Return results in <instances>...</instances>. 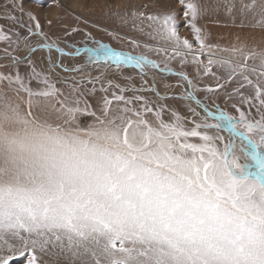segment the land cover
Masks as SVG:
<instances>
[{
  "label": "snow or ice",
  "instance_id": "6c2138e0",
  "mask_svg": "<svg viewBox=\"0 0 264 264\" xmlns=\"http://www.w3.org/2000/svg\"><path fill=\"white\" fill-rule=\"evenodd\" d=\"M82 6L106 8L103 18L121 25L138 21L133 30L155 42L144 46L163 54L164 66L104 44L67 52L65 38L80 29L53 38L25 12L24 0H11V11L5 5L0 264H264V0H240L238 26L260 33L244 41L237 35L230 47L207 43L210 33L197 22L222 7L231 14L234 0H153L141 8L157 11L130 16L120 4ZM181 19L195 45L181 39ZM38 52L47 54L39 58L46 71L37 70ZM81 52L87 54L82 65L64 64ZM172 60L180 71L168 66ZM101 62L135 68L139 86L132 77H122L128 83L121 86L106 72L84 71ZM189 65L192 75L184 70ZM145 69L176 82H164L162 94ZM209 76L213 83L205 82ZM32 81L41 87L32 88ZM110 89L118 91L109 95ZM85 96L96 99L98 112ZM81 116L92 120L81 125Z\"/></svg>",
  "mask_w": 264,
  "mask_h": 264
},
{
  "label": "rangeland",
  "instance_id": "374dc122",
  "mask_svg": "<svg viewBox=\"0 0 264 264\" xmlns=\"http://www.w3.org/2000/svg\"><path fill=\"white\" fill-rule=\"evenodd\" d=\"M52 1H55V3H51ZM61 5L60 7H57L56 0H39V6H37L36 3L33 2V0H24V9L25 12H32L37 19L39 20L40 24L43 27V30L55 38L56 35L61 34L65 30H70L71 28H78L80 29L79 32L73 34L72 37H67L66 43L67 47H65V51L72 52L76 48H83L85 46L92 48L95 47L97 44H104L109 46L115 51L119 52H126L131 55H144L147 56L149 59H153L160 63L161 67L164 66V60L165 57L163 54L157 55L154 51L150 50L149 48H146L144 46L145 43L149 45H153L155 42L152 40H149L144 35H141L140 33L133 30V24L139 23L138 21L134 22L132 20H129L127 25H121L115 18L112 19H104L103 17L106 15L107 9L106 8H99L97 7L95 10H90L88 8H84L82 5L87 2L88 4H96V5H107V4H120L123 6H126V10L131 15L132 11H139L142 10L146 13H152L157 11L156 9L152 7L147 8H141L142 5H151L153 0H60L58 1ZM232 2V0H230ZM237 7H239L240 0H234ZM246 2H249V0H246ZM5 5L8 6V10L11 11V2L8 0H5L1 3V9L0 10V26H3L5 31H7L9 25V22L5 20L4 18V10ZM115 9H113L114 11ZM125 8H121L120 11H124ZM14 15H16L18 18L20 17L19 12H14ZM51 20L52 24L49 25L46 23V21ZM23 21L27 23V17H23ZM85 21H88L85 23ZM197 25H199V21L197 22ZM199 27V26H198ZM202 29V28H201ZM14 31L20 32L22 35L26 34L24 32V29L16 28L13 26ZM147 30V29H146ZM216 30V29H215ZM241 30V29H240ZM233 30L230 31V29L223 30L224 33L228 36L233 34L234 37L239 35L241 37V40L244 41V38L249 35L250 33L253 35H258L255 31L252 32H246L245 30ZM247 30V29H246ZM217 31V30H216ZM90 33L92 39H87L84 35V33ZM222 32V30L220 31ZM114 33V34H110ZM218 33V32H217ZM179 35L181 39H188L190 42H192L195 45V41L193 39L191 31L184 26L183 19L179 21ZM229 38V37H228ZM140 41V46H136L132 41ZM245 42H251V41H245ZM36 43L35 38H33V44ZM250 45V43H248ZM65 46V42L61 41V47ZM5 45L3 43H0V55H4L3 48ZM198 50V46L194 47V51ZM40 53V52H39ZM22 57L26 54L25 51H18L15 53ZM22 54V55H20ZM47 54L41 53L39 57H33V59L37 60V70L46 71L47 65L46 63H40L39 58L43 57ZM216 55H227L226 53H216ZM53 58L55 57V53L52 54ZM190 59V58H189ZM202 59H205L202 57ZM87 60V54L84 53L81 56L78 57H65L64 58V64H66L68 67H72L75 65H82L84 61ZM206 62V59H205ZM0 64H6L3 61H0ZM103 62H101L100 65L96 63H90L87 68L84 69L85 72H90L92 75H98L99 72L103 71L106 72L109 79L114 80L117 84L121 86L127 85L128 81L124 80L122 77H132V82L139 86L140 83V76L139 74L134 71L133 69L124 67L120 70H116L113 66L111 69L107 68L106 66H102ZM168 66L172 68L174 71H180L181 67L179 63L175 60H172L168 63ZM21 71L23 72L24 66L21 65ZM8 69L0 68V72L7 71ZM186 72H188L190 75L194 74L195 67L192 65L187 66V68L184 69ZM149 73L148 77H155L158 84L161 85L163 92L165 91L163 88V83H175L176 78L175 77H166L162 80V74L159 73L156 70L152 69H145ZM213 72H216L218 75H221L222 73L215 67L212 69ZM62 75V73H61ZM67 73H63V76H67ZM55 78V77H54ZM205 82L213 83L212 77H205ZM149 84L151 83L149 79ZM31 87L34 89H38L41 87V85H38L35 81L31 82ZM57 88H63V85L57 83ZM92 85H84V88H91ZM97 88L100 87V85H96ZM65 93H67V89L63 88ZM84 90L83 88L81 89ZM111 91H118V89H110L109 95H111ZM177 93L180 91V89H175ZM163 92H161L163 94ZM103 93L97 92L96 96H102ZM125 95L131 96V92H126ZM198 97L203 99V93H198ZM86 100H88L89 104L92 105V109L96 110L98 112V106L96 104V99L92 96H85ZM169 105H177L179 102L168 100L166 101ZM220 104V107L227 111L231 115H236L234 109L231 107H225L222 101H218ZM82 106V105H81ZM199 111V109H198ZM253 114H255V109L252 110ZM181 112L183 114H186L185 110L181 108ZM99 114V113H98ZM201 115L203 113L201 112ZM168 117L165 116V119ZM92 117L90 116H81L79 117V121L81 125H86L87 123L91 122ZM210 123H214V121H209ZM62 264H66V262H62Z\"/></svg>",
  "mask_w": 264,
  "mask_h": 264
},
{
  "label": "crops",
  "instance_id": "0c3cea01",
  "mask_svg": "<svg viewBox=\"0 0 264 264\" xmlns=\"http://www.w3.org/2000/svg\"><path fill=\"white\" fill-rule=\"evenodd\" d=\"M4 1L5 0H0V10H2L1 9L2 8L1 7V3L4 2ZM8 1L11 2V0H8ZM51 3L53 4V3H55V1H52ZM238 8L239 7H237V10H235L231 14H229L222 7L221 10L218 13L214 14L213 16H211V17L204 16V17H202V18H200L198 20L199 21V25H197V26L202 28V31H207L208 33H210V39L207 41V43L219 44L221 46L230 47L232 45V43L234 42L235 37L233 36V34H231L230 36H228L229 38L227 39L225 37V33L223 31V30H227V29H230V31L240 30V29L243 30V31L245 30L246 32L255 31L259 35V33H260L259 29H252L251 27H248V26H245V27H239L238 26V25H240L241 19H242L241 15H240V13L238 11ZM213 21H217V22L214 23ZM247 23H248V21L245 20V24L246 25H247ZM221 30H222V32H220ZM241 41H243V40H241ZM250 44H251V42H250Z\"/></svg>",
  "mask_w": 264,
  "mask_h": 264
},
{
  "label": "bare ground",
  "instance_id": "6f19581e",
  "mask_svg": "<svg viewBox=\"0 0 264 264\" xmlns=\"http://www.w3.org/2000/svg\"><path fill=\"white\" fill-rule=\"evenodd\" d=\"M58 1H60V0H58ZM233 33H234V31H233ZM220 34H221V33H220ZM228 34H229V33H228ZM228 34H227V35H228ZM227 35L225 34V37L228 39ZM217 40H218V39H217ZM222 40H223V39H222ZM219 41H220V40H219ZM230 41H231V40H230ZM222 42H223V41H222ZM229 43H230V42H229ZM246 43H250V42H246ZM20 55H22V54H20ZM40 55H41V53L38 52V53L35 54V57L37 58V57H39ZM22 56H23V55H22ZM62 75H63V73H62ZM150 81H151V80H150ZM156 83H157V81H156ZM157 86L159 87L160 91L163 92V89H162L161 85L157 83Z\"/></svg>",
  "mask_w": 264,
  "mask_h": 264
},
{
  "label": "water",
  "instance_id": "95a60500",
  "mask_svg": "<svg viewBox=\"0 0 264 264\" xmlns=\"http://www.w3.org/2000/svg\"><path fill=\"white\" fill-rule=\"evenodd\" d=\"M84 53L83 52H81V54H80V56L81 55H83ZM0 57H3V55H0ZM0 61H3V62H5L6 64H8L9 63V61H7V60H4V59H0ZM127 68H130V69H133L134 71H136L137 73H138V71L135 69V68H133V67H131V66H128ZM146 73H147V76L149 75V73L147 72V71H145Z\"/></svg>",
  "mask_w": 264,
  "mask_h": 264
},
{
  "label": "flooded vegetation",
  "instance_id": "af4514ba",
  "mask_svg": "<svg viewBox=\"0 0 264 264\" xmlns=\"http://www.w3.org/2000/svg\"><path fill=\"white\" fill-rule=\"evenodd\" d=\"M198 98H200V97H198ZM201 99V98H200Z\"/></svg>",
  "mask_w": 264,
  "mask_h": 264
}]
</instances>
